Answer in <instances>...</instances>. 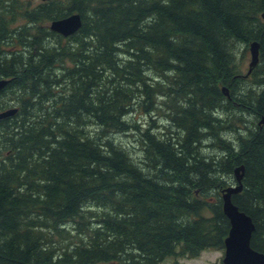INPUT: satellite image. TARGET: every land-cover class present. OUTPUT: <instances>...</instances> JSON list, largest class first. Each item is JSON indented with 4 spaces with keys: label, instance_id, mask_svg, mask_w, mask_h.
<instances>
[{
    "label": "trees",
    "instance_id": "trees-1",
    "mask_svg": "<svg viewBox=\"0 0 264 264\" xmlns=\"http://www.w3.org/2000/svg\"><path fill=\"white\" fill-rule=\"evenodd\" d=\"M73 13L70 36L41 24ZM263 14L264 0H0V113L18 109L0 117V264L225 249L236 167L232 201L264 253Z\"/></svg>",
    "mask_w": 264,
    "mask_h": 264
},
{
    "label": "water",
    "instance_id": "water-1",
    "mask_svg": "<svg viewBox=\"0 0 264 264\" xmlns=\"http://www.w3.org/2000/svg\"><path fill=\"white\" fill-rule=\"evenodd\" d=\"M46 1V0H43ZM264 17V14H263ZM82 25V18L79 13L72 14L62 19L53 20L51 29L64 35L70 36L78 31ZM252 59L250 62L249 73L259 61V42L255 41L250 45ZM9 79L0 78V90L5 87ZM225 90V87H224ZM18 109L9 108L0 113V117L14 115ZM243 168L236 167L238 185L228 187L223 192V210L230 220L231 228L225 240L224 264H264V253L259 252L251 246V239L255 230V224L250 215L241 211L232 201V194L243 189L242 178Z\"/></svg>",
    "mask_w": 264,
    "mask_h": 264
},
{
    "label": "rangeland",
    "instance_id": "rangeland-1",
    "mask_svg": "<svg viewBox=\"0 0 264 264\" xmlns=\"http://www.w3.org/2000/svg\"><path fill=\"white\" fill-rule=\"evenodd\" d=\"M28 1H30L32 4L35 5L41 0H28ZM20 22H22V20H19V22H17L16 24H19ZM41 24L42 26L48 27L50 22L45 21V22H42ZM241 56H242V50L239 51L238 58L239 57L241 58ZM250 62H251V53L249 50L247 53V56L244 58V67H243L244 73H247L249 71ZM130 117L132 119L139 118L138 122L141 121L144 125L146 124L147 120H149V116L148 115L146 116V114L141 111H137L133 113ZM158 121L161 124L168 123V121L164 119H159ZM120 138H122L125 141V143L128 142L131 148L135 146V144L134 145L132 144L135 142L131 136L122 135L120 136ZM204 146L210 150L214 149V148L213 149L211 148L209 141H205ZM211 152L213 153V151ZM139 154H140L139 149H135V151H133V155L135 158H138ZM224 253H225V249H222V250L207 249V250L202 251L196 257H168L164 260L163 264H224L223 263Z\"/></svg>",
    "mask_w": 264,
    "mask_h": 264
}]
</instances>
